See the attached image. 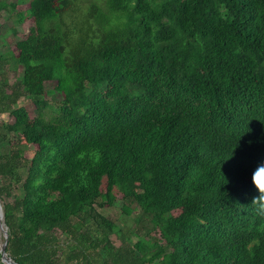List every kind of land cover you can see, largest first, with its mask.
Listing matches in <instances>:
<instances>
[{"label": "trees", "instance_id": "1", "mask_svg": "<svg viewBox=\"0 0 264 264\" xmlns=\"http://www.w3.org/2000/svg\"><path fill=\"white\" fill-rule=\"evenodd\" d=\"M22 5L33 26L0 54L7 257L264 264L251 182L264 162V0H0V12ZM116 202L126 230L103 213Z\"/></svg>", "mask_w": 264, "mask_h": 264}, {"label": "rangeland", "instance_id": "2", "mask_svg": "<svg viewBox=\"0 0 264 264\" xmlns=\"http://www.w3.org/2000/svg\"><path fill=\"white\" fill-rule=\"evenodd\" d=\"M8 3L12 2H18L21 0H5ZM27 1V0H25ZM87 0H81L82 5H85ZM25 11V6H20L17 9L14 10V12H6V11H1L0 12V54H5L7 51L10 50V48L13 46V44L17 41L23 38L27 33L30 27L33 26V22L30 19H25L19 24L18 12H23ZM10 78L12 77V74H9ZM9 82H13L12 78L9 79ZM59 96L56 95L54 97H51L50 100L52 104L55 105L57 101H59ZM17 107H23L25 108L29 113H32L34 110V107L32 106L31 102H29L26 99L20 100L18 104L16 105ZM13 119L10 117L8 114H2L0 116V125L2 123H12ZM2 145V143L0 144ZM103 184L105 185V179L103 180ZM5 202H10L12 198H5ZM120 207V202H116L114 206L110 209H106L103 211V213L107 216H109L112 220L116 222V225L122 228L123 230L128 229L131 226L130 221H126V225L122 223L123 220H126L127 217L122 216L120 211L118 210ZM5 229V227H4ZM4 235L0 230V245L3 243ZM113 243L115 245H119L118 239L115 237L111 238ZM138 238L136 236H132L130 238V243L133 244L136 242Z\"/></svg>", "mask_w": 264, "mask_h": 264}, {"label": "clouds", "instance_id": "3", "mask_svg": "<svg viewBox=\"0 0 264 264\" xmlns=\"http://www.w3.org/2000/svg\"><path fill=\"white\" fill-rule=\"evenodd\" d=\"M251 182L258 192L254 201L259 202V207L264 209V162L258 163L252 171Z\"/></svg>", "mask_w": 264, "mask_h": 264}, {"label": "water", "instance_id": "4", "mask_svg": "<svg viewBox=\"0 0 264 264\" xmlns=\"http://www.w3.org/2000/svg\"><path fill=\"white\" fill-rule=\"evenodd\" d=\"M4 227L5 225H4L3 210H2L1 203H0V229L4 235L3 243L0 245L1 258L5 264H16L12 260H10L6 255V244H7V239H8V233H7L6 227L5 229Z\"/></svg>", "mask_w": 264, "mask_h": 264}, {"label": "bare ground", "instance_id": "5", "mask_svg": "<svg viewBox=\"0 0 264 264\" xmlns=\"http://www.w3.org/2000/svg\"><path fill=\"white\" fill-rule=\"evenodd\" d=\"M1 230V229H0Z\"/></svg>", "mask_w": 264, "mask_h": 264}]
</instances>
